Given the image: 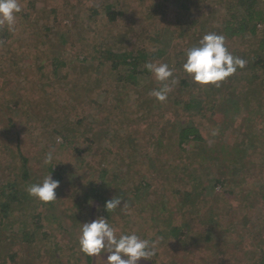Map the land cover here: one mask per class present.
Masks as SVG:
<instances>
[{
    "label": "rangeland",
    "instance_id": "rangeland-1",
    "mask_svg": "<svg viewBox=\"0 0 264 264\" xmlns=\"http://www.w3.org/2000/svg\"><path fill=\"white\" fill-rule=\"evenodd\" d=\"M60 1L61 0H58V2ZM235 1L237 0H215L217 5L211 4V6H209L208 1H194L198 8H195L189 16L188 24L183 23V25L185 27L188 25L193 28L191 32H195L196 34L201 30V21L213 20L210 22L212 25L215 20H223V18L230 19L232 18L231 6ZM72 2L75 3V0H72ZM151 3V0H136L132 5L138 9H145L151 6ZM167 5L170 12L168 15L172 14L174 16L172 12H174L176 5L170 1H168ZM260 6L263 7V3H261ZM75 9L77 10L76 7ZM85 9H90V5L89 7L86 6ZM214 9L215 11L213 12ZM90 12L91 11H89L88 14H90ZM81 14L82 13H80V15ZM18 16H20L19 19H21L23 15L19 14ZM139 16L142 19V26L144 28L142 31L140 30L141 37L144 32V35H146V33L153 34V28H148V21L146 20L149 16L148 13L145 11L143 15ZM19 19L17 18L18 22L16 21L18 25L16 24L15 32L8 33V35H12V37L8 36L9 42L5 48L7 53L14 50L15 53L23 52L25 54V49L27 47L22 46L21 48L22 42L20 41L28 39L29 42L38 43V45L29 46L27 49L28 56L31 59L36 56L40 58L51 55L50 50L43 47L45 36H43L42 33L45 27L52 23V19L45 18V20L42 21V25L37 29L40 38L36 39L32 38L30 34L28 36L24 35L25 23H19ZM32 19H35V16ZM167 21H169V19ZM5 26L6 27L2 28L0 35L7 31V25ZM227 26L229 27L230 24H227ZM17 34H23L24 36L21 35L17 37ZM244 34L245 35L242 36L244 40H242L241 37H238V39L235 38L239 43L236 45L238 50L245 52L247 59H251L254 52L263 53L259 51V39L264 36L263 31L256 34H253L252 31H246ZM13 35H15L17 39L13 37ZM130 35L128 36L125 30H121L119 32L113 31L112 37L117 38L118 41L122 39L121 37L128 40L124 46L126 50H131L137 48V46L143 45L148 47L149 50L152 49V41L145 36L139 39V31H133ZM104 38L105 37L97 39L95 33L93 34V32L89 30L86 34L80 35L81 42L79 43L76 41L75 43L77 44L75 46L73 45L74 42L72 45L69 43L66 46H62L61 49L65 51V54H63L64 62L58 65L56 74L61 75L64 74L65 71H68L70 75H67L66 79H57L56 82L64 86V90L66 91L63 93L72 90L73 94H71V96L76 95L77 101H74V103L78 108H80V105L83 103H88L84 101L83 98L88 99L94 97L96 101L92 102L91 108L94 107L93 110L97 108L101 109L99 113L102 112L103 114H99V116H102L103 120L105 117L108 124L112 122L113 125H115L117 122L116 127H118V130L116 132L113 131L112 137L109 139L106 137L104 140L106 144L110 141L112 144L115 142L116 151L113 150L109 156L105 154V156L95 157L96 160L88 159L82 168L83 172L88 168L94 171L92 182L96 183V189H99L97 186L100 185L99 193L101 192V194H103L107 191L108 196L106 197L111 199L112 194L118 196L119 191L115 188L112 189L111 184L108 186L106 183L107 180L112 178L114 172L110 170L111 172L108 171L107 175L99 174V167L103 166V162H107V167L110 169L113 168V165L109 162L112 161L114 157H117L118 152H123L124 154L128 151V134H131L133 130H136L141 137L145 136V138H143L144 140H139V148H142V150H139V148L134 145L133 148L130 146L131 150L135 149L138 153L125 156V158H123L124 160L121 159L122 165L128 164L124 171L122 170V175L124 176L126 173H131L133 175V178L128 180L129 188L125 186V190H129L130 194L133 195H129V198L119 196L122 199L121 207L116 209L111 218H108L109 222L114 224V227L119 230V234H131L135 232L141 238L156 243V246L165 245L166 243H170L168 241L173 240V237L168 232L173 222L174 224L182 225H187L189 222L188 228L194 233L188 235L187 238L179 237L176 239L177 242L184 241L187 243L182 245L175 244V250H168L166 252V257H160L164 264L166 262L171 264H264V186H260L261 182L264 183V129L261 130L262 126L260 123L264 119V104L260 103L262 96L259 90L256 92L258 97H254V101L258 103V109L254 108L250 114L253 108L250 107L251 105H249V103H247L246 106L244 105V109L246 110L248 108L250 115H245L240 123L236 122L235 124L224 125L221 120L217 121L214 114L211 112L208 113L207 119L204 118L206 117V115H204L200 120L194 119L191 121L192 118H189V116H182L184 105L181 103L182 101L189 100L191 94L190 92L179 90L181 84H179L180 78L189 75H184L185 73L182 72L183 69L181 66L176 67L175 63H170L165 57L161 62L167 63L169 67L173 69V78L177 83L171 84V91H173L174 94L173 96L168 94V98L164 102H160L154 96L150 95L153 90L163 86L154 76L151 80L150 75L136 76V80L134 81H137L136 83L140 84V86L127 82V79H129L128 76L126 78L119 76L117 79L113 78V76H105L106 80L103 83L101 81L102 86H98L96 90H90L89 94L83 95L82 89L88 85L87 82L94 80L93 77H90L93 73H96L95 68H97L96 62L86 65L83 62L84 60L82 61L84 52L89 54L86 59L94 56L98 57L99 53L95 52L96 45L102 44L101 50L103 51L116 46V43L103 41ZM4 39L3 37L0 40L2 41ZM226 44L228 48H233L236 44L234 43V37L228 38ZM161 46L163 47L165 45L161 44ZM248 48L252 49L249 53L246 50ZM121 50L122 49H118V52H121ZM2 51H4V45H0V54L3 57L7 53ZM43 51L49 54L43 55ZM173 52L176 54L174 48H172V53ZM241 52L238 51L239 54H241ZM169 53L170 51H167V54ZM19 57H22V54H20ZM14 59H16V57L9 58L8 61L12 62ZM16 60L20 61L19 58ZM180 60L179 58V62ZM71 66L75 67L73 73L72 70H70ZM89 68L90 70L87 73L82 72ZM98 68L99 74H106L103 67ZM3 75L4 74L0 72V77H4ZM21 79L23 80L20 86L29 90L30 84L24 81L23 77H21ZM3 81L4 78H0V129L5 125V121L8 117L18 124L17 129L22 130L27 128V120L24 117V113L29 112L30 115L32 113L30 108L29 110L23 108L22 105H24V103L21 97L22 94L20 92H15V89H21L24 94L25 91L23 88H20L18 84H15L16 82L13 79L11 80V85L1 86ZM79 83L84 85L81 88L79 87V90L75 92V85ZM241 84L243 86H241ZM251 85H257L256 89H259L260 80L247 83L246 80L242 79L241 83L238 85L239 87H237V91L243 90L242 92L244 93L236 95L237 91L233 89L232 91L228 90L226 95L231 100L240 99L238 102H242L245 96L248 99H253ZM65 86H67V88ZM230 86H232V84L229 85V87ZM118 88L121 89V91H126L125 93L131 88H137L138 90L134 92L132 90V93H127L128 96H121V91L116 93V91L119 90ZM194 94L197 95L198 93ZM137 95L138 97H136ZM51 96V98L57 97V94L55 93ZM171 98L180 101V103H173ZM136 100H138L137 103H135ZM213 100V97L212 99L207 97L209 103H212ZM8 102L17 103V105L8 108ZM35 102H37V100L32 98L30 103L33 105ZM138 104L141 105L142 113L150 112L149 109H154L156 111V113L151 111L148 118L146 115L147 120L145 119L144 121L147 122L145 124L139 121L138 125H136V122L129 117L132 114V112H130L132 105L137 106ZM252 106L254 107L255 105L252 104ZM81 109L86 108L81 107ZM43 110L44 107H40V109L33 112V115L41 117ZM209 114L212 118H208ZM107 116L111 119L109 120ZM55 117L57 119L54 120L56 123L60 121L59 116L55 115ZM177 119H181L180 121L184 126L194 124L197 126L205 142L201 147L206 146L207 150L210 152V157L215 161L199 154L200 147L195 141L184 143L185 149H188V152L186 150L185 152L182 151V156L179 159L175 155V152L172 153L173 148L175 149L173 143L176 145L179 141ZM234 119L237 121L236 118ZM250 126L252 127L248 128ZM150 130L152 131L150 132ZM249 131L251 132V136H253V143L257 144L252 155H249L244 149H241L242 147H239V143L245 140L244 137ZM48 132L50 133L49 130L45 131V134H49ZM2 133L3 131H0V135ZM162 133L164 136H167L168 144L166 142V148L160 147L159 140H155L156 137L159 134L162 135ZM153 137L155 139H152ZM53 138L52 140H50L51 138L43 140V144H47L48 141L52 144ZM40 139H43V136H40ZM214 139L224 142V145H228L230 148L220 147L219 143H217V152H211L213 146L216 149ZM25 140L26 142L22 146L23 153L26 154L27 158L32 159V156L35 155V149L39 148L34 144V137L29 134L25 137ZM61 140L62 139L59 137V139H57V144L53 145L57 152V156H63L64 158L68 156L72 157L73 153L71 147L59 148ZM26 145L28 146L26 147ZM44 149L49 150V148L46 147H43L42 150ZM6 150L8 157L7 155L0 156V180L6 179L9 175H11L13 179L15 174L11 169H8V164L11 163L12 165L14 162L17 163L20 160L18 154H12L10 152L11 146ZM248 156L252 157L249 158ZM148 157H150L151 160L148 159ZM210 161L213 162L211 163ZM241 161L245 162V166L242 167L238 174L234 173L236 176H233V167H231V165L234 166L235 163L238 164ZM94 162L96 163L94 164ZM151 165L152 167H150ZM252 165L254 166L252 167ZM117 166L119 167V165H116L115 171L117 170ZM183 167L186 173L185 176L178 177V179L174 181L175 186L179 189V192L176 191L175 193L172 187H169L168 183L174 180L172 179L173 175H179L181 173ZM202 167L205 168L202 173L204 178L200 181L196 180V182L192 184V182H190V179H192L191 174L194 172L196 173ZM96 173H98V175H96ZM117 173L115 172L116 177ZM199 173H201V170ZM223 177H225L226 183L222 186L220 179H223ZM84 178L88 180V177ZM74 180L76 182L73 183L77 185L79 177ZM61 181L65 189L68 188V190L64 191L63 194L53 202L52 206L39 208L42 210V214L39 218L35 216L33 212L32 202L34 201L35 203L38 201V199L34 197L27 200L26 204L28 205V209L26 211L23 210V207H16L17 210L15 215L12 216L13 219L8 220L7 224L3 226V230L0 231V237L3 236L0 238V257L2 260H5L4 264H104L102 259H96L81 252L78 243L81 223L94 220L98 216H104L100 207L101 203L97 200L86 201L87 199H84L85 191L91 188L88 187L85 189V181L81 187V189H84L82 190V195L74 188V184L69 185V183L72 182L70 178L66 180L62 179ZM28 183H37L36 177L29 179ZM146 183H148V185ZM10 226H13L14 229L9 228ZM20 228L23 229V233L21 231L19 232V230H21ZM210 232L213 238L209 234ZM208 237L210 238L208 239ZM103 259H107V254L104 255ZM152 259L153 257L151 260L142 259L139 261V264H162L160 259Z\"/></svg>",
    "mask_w": 264,
    "mask_h": 264
},
{
    "label": "trees",
    "instance_id": "trees-1",
    "mask_svg": "<svg viewBox=\"0 0 264 264\" xmlns=\"http://www.w3.org/2000/svg\"><path fill=\"white\" fill-rule=\"evenodd\" d=\"M135 1L136 0H75V3H73L72 0H61L60 2H58V0H20L22 12L19 14H22L23 16L21 17V19H19L20 16H18V14L17 18L20 21L19 23H25L23 31L24 35L28 36L30 34V36H32V38L34 39L40 38L37 29L42 25V21H44L45 18L52 19V23L45 27L42 33L43 36H45L43 47L45 49L48 48L52 56L49 55L48 57L40 58H37L36 56L31 59L28 56L27 49L29 46L38 45V43L29 42L28 39L20 41L22 42L21 48L22 46L27 47L25 49V54L23 52L15 53L14 50H11V53H7L5 48L9 42V37H12V35H8V33H10L8 29H6L7 31L5 33L0 35V39H2L3 37L5 38L2 41L0 40V45H4V51L2 52L7 53L3 57L0 54V72L4 74V77H0L4 78L1 86L11 85V80L13 79L16 82L15 84H18L20 88H23L20 86L23 80L21 79V77H23L24 81L30 84L29 90L23 88L25 94L21 89H15V92H20L22 94L21 97L24 103V105H22L23 108L25 110H29L30 108V111L32 113L31 115L29 112L24 113V117L27 120V128H24L22 130L17 129L18 124L13 121V119L8 117L5 121V125L0 129V131H3V133L0 135V156L2 157L4 155H7L8 157L6 149H8L9 146H11L10 152L12 154H18L20 156L19 162H14L12 165L11 163L8 164V169H11L13 171L15 177L12 179V176L9 175L6 179L0 180V231L3 230V226L7 224L8 220L13 219L12 216L15 215V212L17 210L16 207H23L24 211L28 209V205L26 204V202L29 198H33L28 194L27 191V188L31 185L28 183V181L33 177H36L37 183H40L46 176L52 174L53 179L60 181V187L56 190L57 198H59V196H61L64 191L68 190V188L65 189V186L62 185V179L66 180L70 178L72 182H70L69 185H71L74 184L73 182H76L74 179H77L79 177V182L77 183V185L74 184V188L78 190L80 194L82 193V190H84L81 189L84 181L86 182V186L88 185L87 187L85 186V189L91 187L84 193V199H87L86 201H99V203H101L100 207L105 217L111 218V216L116 211L115 209L114 211L108 213L105 210L104 205L111 198L106 197L108 196L107 191L103 193L104 195L101 194V192H98L100 190V185L97 186L99 189L95 188L96 183L92 182V179L94 178V171H92L91 168H88L83 172L82 168L85 162L88 161V159H95V157L105 156V154L109 156L110 153L113 152V150L116 151L115 142H113L112 144V142L110 141L106 144L104 140L106 137H108L107 139L112 137L111 135L113 134V131L116 132L118 130V127H116L117 122L115 125H113L112 122L108 124L107 120H105V117L103 120L102 116H99V114H103L102 112L99 113L101 109L97 108L96 110H93L94 107L91 108L92 102L96 101L94 97L88 99L83 98V100L88 103L84 104L82 102L84 105L82 104L80 106L83 108L85 107L86 109H81V107L78 108L74 103V101H77L76 95L71 96V94H73L72 90L67 91V94L63 93L66 91L64 90V86L56 82L57 79H66L67 75H70L68 71H65L64 74L61 75L56 74L58 65L64 62L63 54H65V51L61 49V47L64 45L66 46L69 43L72 45L73 42V45L75 46L77 44L75 43L76 41L80 43V35L86 34V32L89 30H91L93 34L95 33L97 39H102L103 37H105L103 41L116 43V46L111 47V49L109 48V50L103 51L101 50L102 44L96 45L95 52L99 53L98 57L94 56L87 59L86 57H88L89 54L83 51L84 58L82 59V61L84 60L83 62L86 65H89L91 63L93 64L94 62H96L97 65V68H95L96 73H93V75L90 77H93L94 80H92L91 82H87L88 85H86L85 88L82 89L83 95H87L90 93V90H96V87L98 88V86H102L101 81L103 83L106 80L105 76H113V78L116 79L119 78V76H123L124 78L128 76L129 79H127V82H131V84L137 86H140V84L136 83L137 81L134 80H136L135 78L138 75H150L152 80L153 75L144 67L146 62L162 63L161 61L166 57L170 61V63H175L176 67H182L183 63L186 61V49L198 45V42L205 34L214 32L224 35L226 41L228 40V38L234 37V43L236 44L233 46V48L228 49L234 56H238L246 60V66L243 69H238L234 75L221 82L219 86L200 85L194 82L190 76L180 78L181 80H179V84H181L179 90L187 91L191 94L189 100L181 102L182 105H184V112L182 116H189V118H192L191 121L194 119L200 120V118H203L204 115H206V117L204 118L207 119L208 113L211 112L214 114L215 119L217 121L221 120L224 125L235 124L236 122L240 123V121L244 119V116L249 114L248 108L246 110L244 109V105L246 106L247 103H249V105H251L250 107L253 108L250 111V114L254 110V108L258 109V103L254 101V97H258L256 95V92H258V90L262 96L260 103L264 104V36L259 39V51H262L263 53L260 54L259 52H254L251 59H247V57L245 56V52H241L240 50H238L236 45L239 43L237 40H235V38L238 39V37H241L242 40H244L242 36L245 35L244 32L246 31H252L253 34H256L260 31H263L264 33V0H237L233 2L231 6L232 18L215 20L212 25L210 24V22L213 20H206L204 22L201 21V30L196 34L195 32H191L193 31V28L189 27L188 25H186L185 27L183 23L188 24L189 16L195 8H198L194 1L199 2V0H151V6H148V8L145 9H138L136 7H133L132 3H134ZM168 1L176 5L174 12H172L174 16L172 14L168 15V13H170L169 7L167 5ZM200 1H208L209 6H211V4H216L215 0ZM261 3H263V7L260 6ZM86 4L90 5V9H85L86 6L89 7V5ZM75 7L77 8V10L75 9ZM89 11H91L90 14H88ZM145 11L149 15V19L146 18V20L148 21V28H153V34L146 33V35H144V32L142 33V37H148L152 41V49L149 50L148 47H145L143 45L137 46V48H133L131 50H126V47L124 46L128 42V40H125L123 37H121L122 39L118 41L117 38L112 37L113 31L119 32L121 30H125L128 36L133 31H139V39H141L142 37L140 34V30L142 31V29L144 28L142 26V19L139 15H143ZM214 11L215 9L213 10V12ZM80 13L82 14L80 15ZM60 14L62 19L60 17ZM34 16L35 19H32L34 18ZM168 19L169 21H167ZM227 24H230V26L228 27ZM1 31L2 28H0V34ZM15 35H13V37H16ZM21 35L17 34V37H20ZM161 44L165 46L162 47ZM172 48H174L176 54H174L175 52L172 53ZM118 49H122L121 52H118ZM246 50L248 51V53L249 51H252L251 48H248ZM167 51H170V53L167 54ZM238 51L241 52V54H239ZM20 54H22V57H19ZM44 54L49 53H45L43 51V55ZM242 55H244L245 57ZM13 57H16V59L19 58L20 61L14 59V61L9 62L8 59ZM179 58L181 59L180 62ZM98 67H103L106 74H99ZM70 70H72L73 73L75 67L71 66ZM89 70L90 68L82 72L87 73ZM182 72L185 73L183 70ZM184 75H186V73ZM242 79L246 80L247 83H253L256 80H260V88L256 89L257 85H251L253 91V99H248L245 96L242 102H238V100L240 99L231 100L226 95V93L228 92V90L232 91L233 89L234 91H237V87H239L238 85L241 83ZM231 84L232 86L229 87V85ZM83 85H81L80 83L76 84L75 92L78 91L79 87L81 88ZM241 86L243 85L241 84ZM65 87L67 88V86ZM162 87L163 86L159 87V89ZM132 90L134 92L138 89L131 88L127 91V93H132ZM119 91H121V89L117 90L116 93ZM242 91L243 90L237 91L236 95L244 93ZM125 92L126 91H121V96H126L127 93ZM55 93L57 94V97L51 98V95ZM194 93L198 94L195 95ZM169 94L170 96H173L174 92L171 91ZM136 97H138V95ZM207 97L211 99L212 97L214 98L212 103H209L207 101ZM32 98H35L37 100V102H35V104L33 105L32 103H30ZM138 100H136L135 103H137ZM172 102H178V104L180 103V101H176L175 99H172ZM252 104L255 106L253 107ZM7 105L9 108L11 106H16L17 103L8 102ZM40 107H44L43 114L41 117H36L35 115H33V112L40 109ZM130 110L132 114L129 117L136 122V125H138L139 121L145 124L147 121L144 120H147L148 116H150L151 111H154V113H156L154 109H149L150 112L142 113V108L139 104L137 106L132 105ZM55 115L60 117V121H58L57 123L56 121H54L56 119ZM107 118L109 120L111 119L108 116ZM208 118H212L210 114ZM234 118H236L237 121H235ZM177 120L179 129V141L176 145L175 143H173L175 149L173 148L172 153L175 152V155L179 159L182 156V151L185 152L186 150L188 152V149H185L186 147L184 146V143L195 141L200 147L199 154H202L215 161L210 157V152L207 150L206 146L201 147L203 146V143L205 144V142L203 140L204 137L197 126H195V124L184 126L180 121L181 119ZM260 123L262 126V130L264 129V119ZM251 127L252 126L248 128ZM47 130L50 131V133L48 132L49 134H45V131ZM146 130L148 131L147 128ZM151 131L152 130H150V132ZM28 134L34 137V144H36L39 148L35 149V155L32 156V159L27 158L22 149L23 144H25L26 142L25 137L28 136ZM40 136H43V139H40ZM59 137L62 139L59 143V148L71 147L73 153L72 157L68 156L64 158L63 156H57V152L53 145L57 144V139H59ZM128 137V151L124 154L123 152H118L117 157H114V159L109 162L113 165L112 169L107 167V162H103V166H100V169L98 171L99 174L101 173L103 175H107V172L112 170L114 172L112 178L109 180L105 179L107 180V185L110 186L111 184L112 189L115 188L116 190H118V196L129 198V195L133 194H130L129 190H125V186H128L129 188L128 180L133 178V175L131 173H126V175L124 176L122 175L124 169L128 166V164L122 165L121 159L124 160L123 158H125V156H131L138 153L137 151H135V149L131 150L130 146L133 148L134 145L139 148V140H144L143 138H145V136L141 137V135L138 134L136 130H133L131 134H128ZM48 138H51L50 140H52L53 138L54 143L52 142L51 144L48 141L47 144H43V140H48ZM152 139L155 138L153 137ZM244 139V141L239 143V147H242L241 149H244L246 153L252 155L253 150L257 147V144L253 143V136H251L250 131L246 133ZM155 140H159L160 147L166 148V142L168 144V141L167 136H164L163 133L162 135L159 134ZM217 143H219L220 147L230 148L228 147V145L225 146L224 142L214 139L216 149L213 146V150L211 152H217ZM27 146L28 145H26V147ZM43 147L49 148V150H42ZM53 149L55 151L52 164H45L44 158L46 154ZM139 150H142V148H139ZM248 157L251 158L252 156ZM148 159L151 160L150 157H148ZM135 160L137 161L136 158ZM213 161L210 162L212 163ZM95 163L96 162H94V164ZM244 164L245 162L241 161L238 164L235 163L234 166L231 165V167H233V176H236L235 174H238V172L241 171L242 167L245 166ZM116 165H119V167L117 166V170L115 171ZM253 166L254 165H252V167ZM150 167H152V165ZM204 169L205 168L203 167L200 169L201 173H199V170L196 173L194 172L191 174L192 179H190V182H192V184H194L196 180L200 181L204 178L202 175ZM115 172H118L117 177L115 176ZM185 173L186 171L183 167L179 175H171L173 177L172 179L174 180H171L168 184L169 187H172V190L175 193L176 191L179 192V189L175 186L174 181L177 180L178 177L180 178L183 175L185 176ZM96 175H98V173H96ZM84 177H88V180ZM19 178H22L23 180H20ZM220 180L223 186V184L226 183L225 177ZM146 184L148 185V183ZM260 186H264V183L261 182ZM115 196L116 195L112 194V198ZM52 205L53 202L43 203L38 200L34 203L33 201L32 207L34 215L39 218L42 214V210L39 208L45 206L50 207ZM112 225L114 226V224ZM188 225L189 222L187 223V225L174 224L173 222L172 227L168 230V232L173 237L174 241H168L170 243H166L162 246L157 245V254L153 257L152 260H158L163 256L166 257V252L168 250H175V244H186L187 242H177L176 239L179 237L187 238L188 235L194 233L191 229L189 230ZM9 228L14 229L13 226H10ZM20 229L21 230H19V232L21 231L23 233V229ZM209 234L213 238L211 232ZM209 238L210 237H208V239ZM161 262L162 264H164L163 260H161ZM4 263L5 260H2L0 257V264ZM165 264L171 263L166 262Z\"/></svg>",
    "mask_w": 264,
    "mask_h": 264
},
{
    "label": "clouds",
    "instance_id": "clouds-1",
    "mask_svg": "<svg viewBox=\"0 0 264 264\" xmlns=\"http://www.w3.org/2000/svg\"><path fill=\"white\" fill-rule=\"evenodd\" d=\"M21 12L20 0H0V28L7 25L9 32H15L17 15ZM185 56L183 71L200 85L219 86L238 69H243L247 63L229 51L224 35L214 32L205 34L198 45L186 49ZM144 67L163 84L162 88L153 90L150 95L160 102L166 101L172 90L171 84L177 83L173 78V69L167 63L154 62H146ZM54 151L50 150L46 154L45 164H52ZM59 187L60 181L53 179L51 174L42 182L31 184L27 191L39 201L51 203L57 200L56 190ZM121 204L122 199L115 196L105 203L104 208L110 213L121 207ZM78 243L81 252L102 259L104 264H139L142 259L151 260L157 254L156 243L141 238L135 232L119 234V230L105 216L81 223ZM105 254L106 260L103 259Z\"/></svg>",
    "mask_w": 264,
    "mask_h": 264
}]
</instances>
